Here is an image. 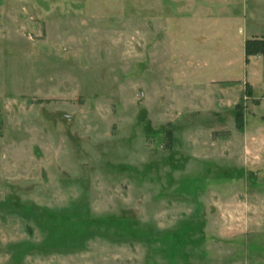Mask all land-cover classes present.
I'll use <instances>...</instances> for the list:
<instances>
[{
	"label": "rangeland",
	"instance_id": "1",
	"mask_svg": "<svg viewBox=\"0 0 264 264\" xmlns=\"http://www.w3.org/2000/svg\"><path fill=\"white\" fill-rule=\"evenodd\" d=\"M253 38L264 0H0V264H264Z\"/></svg>",
	"mask_w": 264,
	"mask_h": 264
},
{
	"label": "trees",
	"instance_id": "2",
	"mask_svg": "<svg viewBox=\"0 0 264 264\" xmlns=\"http://www.w3.org/2000/svg\"><path fill=\"white\" fill-rule=\"evenodd\" d=\"M244 51L246 63L249 62L251 57L264 56V38H253L246 40ZM246 93L248 94L249 92L247 91Z\"/></svg>",
	"mask_w": 264,
	"mask_h": 264
}]
</instances>
